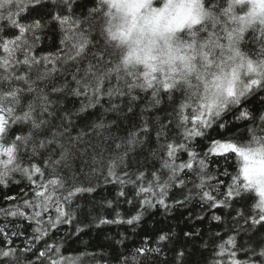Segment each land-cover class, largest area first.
Instances as JSON below:
<instances>
[{
  "label": "snow or ice",
  "instance_id": "obj_1",
  "mask_svg": "<svg viewBox=\"0 0 264 264\" xmlns=\"http://www.w3.org/2000/svg\"><path fill=\"white\" fill-rule=\"evenodd\" d=\"M183 2L146 46L160 0H0V264L105 226L112 264H264V0ZM194 203L231 227L140 235Z\"/></svg>",
  "mask_w": 264,
  "mask_h": 264
},
{
  "label": "trees",
  "instance_id": "obj_2",
  "mask_svg": "<svg viewBox=\"0 0 264 264\" xmlns=\"http://www.w3.org/2000/svg\"><path fill=\"white\" fill-rule=\"evenodd\" d=\"M78 11H85L83 9ZM250 107L260 108L261 104L259 99H254ZM235 163V161H233ZM114 196V190L111 188L99 190L97 193V200L100 197H111ZM83 202V201H81ZM218 214H223L219 210ZM201 214L200 206L197 203H194L185 208L176 209L170 217L165 220L164 217L160 216L158 213L153 216H147L143 223L142 228L140 229V235L143 236L145 232L153 234V229L158 227H170L177 236L180 237L179 243H183L182 233L184 231H199L207 237L210 233L220 231L222 234H225L227 227H231L230 219H227L224 224L217 225L215 221L210 223V214L205 212V219L198 220L196 216ZM117 229L115 227L105 226L102 229H92L86 234H82L81 237L77 240L76 237H73L67 242L64 247V255L76 260L78 262L82 261V264H112L110 259L111 248L110 244L115 243L117 238ZM119 231H123L120 229ZM130 239L127 243H132L131 233H129ZM19 243V242H18ZM120 248L119 245H115ZM199 248V244L196 245ZM122 251L123 249L120 248ZM189 252L192 251V244L189 243L188 249ZM208 253L205 252L204 255ZM169 260L172 258V253H167ZM201 258L199 251L192 257L194 260H199Z\"/></svg>",
  "mask_w": 264,
  "mask_h": 264
},
{
  "label": "clouds",
  "instance_id": "obj_3",
  "mask_svg": "<svg viewBox=\"0 0 264 264\" xmlns=\"http://www.w3.org/2000/svg\"><path fill=\"white\" fill-rule=\"evenodd\" d=\"M153 2L155 3L156 0H153ZM165 3H167L168 6L162 13L145 19H140L136 16V8L138 5L134 3L123 5L122 7L129 13L130 17H136L139 19V25H137L136 20H131L126 31L131 30L136 39L142 40L146 46H150L153 32L162 31L171 17L182 15L187 7L183 0H160L159 6L164 8ZM105 39L109 44H117L120 47H126V45L120 44V39H123V37L115 41L110 40L107 37H105Z\"/></svg>",
  "mask_w": 264,
  "mask_h": 264
},
{
  "label": "rangeland",
  "instance_id": "obj_4",
  "mask_svg": "<svg viewBox=\"0 0 264 264\" xmlns=\"http://www.w3.org/2000/svg\"><path fill=\"white\" fill-rule=\"evenodd\" d=\"M158 6V5H157Z\"/></svg>",
  "mask_w": 264,
  "mask_h": 264
}]
</instances>
